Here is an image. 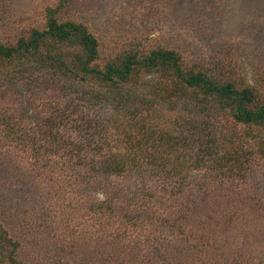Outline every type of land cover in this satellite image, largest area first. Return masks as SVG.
Masks as SVG:
<instances>
[{"label": "trees", "instance_id": "1", "mask_svg": "<svg viewBox=\"0 0 264 264\" xmlns=\"http://www.w3.org/2000/svg\"><path fill=\"white\" fill-rule=\"evenodd\" d=\"M97 47L84 24L55 18L15 44H0V97L11 106L0 108V147L25 153L35 167L52 168L57 180L72 177L74 192L80 197L86 192L89 212L146 230L147 249L168 262L159 240L151 241L160 238L154 231L161 235L163 223L183 225L195 215L203 201L201 181L211 178L214 187L220 178L224 186H234L248 176L252 163L264 164V135L250 134L255 151H243L242 144L230 141L217 143L213 134L219 113L226 110L238 122L264 127V101L254 86L238 87L206 70L184 67L172 49L134 52L121 63L100 66ZM142 70L158 71L157 77L135 78ZM172 80L220 103L190 108L189 100L174 93ZM48 88L52 92L42 95ZM163 109L173 114L169 126L161 124L167 121ZM193 188L191 205L176 216L163 214V203ZM263 196L251 200L264 219ZM154 217L164 218L156 225ZM19 246L0 221V264H27L18 257ZM111 246L103 249L104 257L96 251L99 260L93 264L148 261L133 254L131 245L126 256L113 254Z\"/></svg>", "mask_w": 264, "mask_h": 264}, {"label": "rangeland", "instance_id": "2", "mask_svg": "<svg viewBox=\"0 0 264 264\" xmlns=\"http://www.w3.org/2000/svg\"><path fill=\"white\" fill-rule=\"evenodd\" d=\"M50 18L84 24L97 38L100 66L121 63L134 52L147 55L172 49L184 67L206 70L238 87L254 86L264 101V0H0V44H15L32 30L44 29ZM156 74L142 70L134 77L149 80ZM170 84L176 87L175 94L189 100L190 108L220 103L181 89L174 80ZM7 100L0 97V108L10 110ZM163 111L167 121L161 124L169 126L173 114ZM219 114L221 122L213 134L218 144L230 141L242 144L243 151L257 150L251 135L263 136L264 127L238 122L226 110ZM261 162L252 163L248 176L234 186H224L217 178L211 187V178L203 179L201 208L183 225L163 223L161 235L154 231L160 238L151 241L159 240L158 247L172 264L264 262V219L258 203L251 200L264 195ZM36 167L25 153L0 147V221L20 242L18 257L27 264H93L98 253L106 256L103 249L109 243L113 254L126 256L131 245L133 254L149 257L146 264H171L147 249L146 230L89 212L86 192L81 191V197L74 192L72 177L60 181L52 168ZM193 190L163 203V214L176 216L191 205L190 194L197 192ZM163 218L154 217V224ZM118 232L127 233L126 238Z\"/></svg>", "mask_w": 264, "mask_h": 264}]
</instances>
